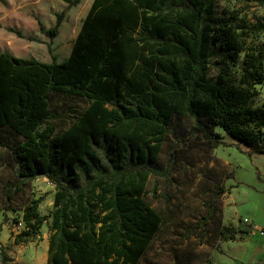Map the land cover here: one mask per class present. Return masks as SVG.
I'll return each mask as SVG.
<instances>
[{
  "label": "trees",
  "instance_id": "obj_1",
  "mask_svg": "<svg viewBox=\"0 0 264 264\" xmlns=\"http://www.w3.org/2000/svg\"><path fill=\"white\" fill-rule=\"evenodd\" d=\"M245 1L264 8V0ZM217 3L94 0L67 61L0 52V210L17 211L16 195L39 176L55 185L46 264H140L162 226L144 200L147 184L170 176L178 151L198 141L228 147L226 137L243 153L264 155V14L219 17ZM63 18L53 29L40 23L42 34L54 40ZM54 94L87 102L60 134ZM176 118L196 124L160 173L148 165ZM26 202L15 245L41 240L47 222L41 198ZM249 232L227 228L223 241Z\"/></svg>",
  "mask_w": 264,
  "mask_h": 264
},
{
  "label": "rangeland",
  "instance_id": "obj_2",
  "mask_svg": "<svg viewBox=\"0 0 264 264\" xmlns=\"http://www.w3.org/2000/svg\"><path fill=\"white\" fill-rule=\"evenodd\" d=\"M93 2L82 0L71 7L64 0H0V51L40 62L52 63L53 55L59 62L67 61ZM233 11L248 13L249 17L264 14V8L255 3L218 0L219 17ZM59 14H64L60 34L51 40L42 34L40 23L53 29ZM9 28L18 29L23 37ZM258 89L264 99V86ZM86 107L87 102L80 98L54 94L51 111L64 114L52 122L56 134L66 131L78 110ZM195 124L191 118H176L157 162L148 167L162 173L170 164L175 143L187 137ZM216 131L225 135L219 128ZM225 141L228 147L215 150L198 141L177 152V165L170 176H151L144 200L159 213L162 226L140 264H232L231 241H223L222 233L231 227L249 230L244 238H238L244 241L255 229L252 225L249 228L245 219L264 226V155L243 153L232 140L225 137ZM103 165L107 166L105 160ZM221 190L226 194L220 197ZM56 193L55 185L46 176H39L16 195L13 205L17 211L0 210V264H46ZM39 198V212L47 217L41 240L15 245L14 236L26 225L22 220L26 201Z\"/></svg>",
  "mask_w": 264,
  "mask_h": 264
},
{
  "label": "crops",
  "instance_id": "obj_3",
  "mask_svg": "<svg viewBox=\"0 0 264 264\" xmlns=\"http://www.w3.org/2000/svg\"><path fill=\"white\" fill-rule=\"evenodd\" d=\"M251 225L255 230L249 237L244 241L230 242L232 264H264V233L262 234L264 226H256L253 222Z\"/></svg>",
  "mask_w": 264,
  "mask_h": 264
},
{
  "label": "built area",
  "instance_id": "obj_4",
  "mask_svg": "<svg viewBox=\"0 0 264 264\" xmlns=\"http://www.w3.org/2000/svg\"><path fill=\"white\" fill-rule=\"evenodd\" d=\"M244 223L247 225V226H251V221H249L248 219H245L244 220ZM255 230V229H254ZM257 231V230H256ZM264 233V230H262V234Z\"/></svg>",
  "mask_w": 264,
  "mask_h": 264
}]
</instances>
